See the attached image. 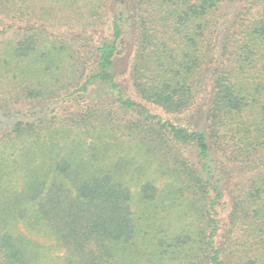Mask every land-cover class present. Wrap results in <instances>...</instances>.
<instances>
[{
    "label": "trees",
    "instance_id": "1",
    "mask_svg": "<svg viewBox=\"0 0 264 264\" xmlns=\"http://www.w3.org/2000/svg\"><path fill=\"white\" fill-rule=\"evenodd\" d=\"M225 2L0 0V115L24 114L0 126V264H264V0H248L230 17ZM65 8L90 14L59 23ZM106 14V35L81 44L77 26ZM126 47L124 80L139 100L116 78ZM103 100L113 115L132 116L97 127L110 128V139L94 130L86 142L88 120L104 123ZM144 102L200 116L175 123ZM125 138L151 145L171 167L164 187L138 169L123 179ZM227 160L249 173L228 219L238 250L218 234ZM127 180L145 202L140 213ZM176 201L185 217L172 228L167 209ZM17 223L53 238L62 253L40 262Z\"/></svg>",
    "mask_w": 264,
    "mask_h": 264
},
{
    "label": "rangeland",
    "instance_id": "2",
    "mask_svg": "<svg viewBox=\"0 0 264 264\" xmlns=\"http://www.w3.org/2000/svg\"><path fill=\"white\" fill-rule=\"evenodd\" d=\"M248 0H229V4L227 5V1L224 3V6L222 7V11L224 12L225 17H227L226 13L229 14L228 17H230V15H234L235 11L239 10V8H241L243 5L247 4ZM234 2V3H233ZM245 2V3H244ZM256 7L253 8L252 11H254ZM102 8H99L98 11H100ZM71 14H73V16H70ZM90 13L87 14L86 18L88 17ZM60 18H57V22L59 23H65L62 21H66L68 23H73L75 22V19H79L81 21H83L86 18H82V14L78 13V12H73V10H70L68 8L65 9H61L58 12V15ZM108 15H104L102 16V20H98V25L93 24V26H77L76 30H77V35L82 36V40H81V44H86V45H93L98 38H101L102 36H105L107 33V24H105V20L107 19ZM94 18L93 16L89 17V19ZM74 19V20H72ZM103 22V23H102ZM96 25V26H95ZM60 27L66 28V26H63L61 24ZM84 29V33L82 35H80L78 32L81 29ZM83 31V30H82ZM128 48H129V44H128ZM126 50H124L116 59L115 61V68H116V78L117 80L123 83V86L125 87V92L132 97L135 100H139V98L136 96V94L132 91L131 87L128 85L129 83L125 82V77H127V71L129 68V61L130 58L132 57V53H129L127 51V47L125 48ZM124 80V81H123ZM100 97L102 99L106 98V95L102 94L100 95ZM87 98L89 99V97L87 96ZM88 99H84L85 101H81L78 100V104L76 102V106H70V111L73 108H81V107H85V102ZM90 100H97V98L95 97V99H93V97H91ZM102 102H104L103 106L100 107L101 109L104 110L103 115L105 113H107L106 116H104V123L101 122V120H97L95 118H92L91 120H88L89 122L86 123V127L84 128V135L83 137L85 138V141L88 142L91 139L89 137L93 135H95V131H99L101 133H104V135H102L103 137H105V139H110L105 133L106 132H110L109 130H111L110 128L107 127H102L101 129L97 128L98 126H102V125H113V119L114 122L116 120V118H122V122H124L126 119H130L132 114L130 112L125 111V113H123L120 110L115 109V113L116 115H113L112 113H110V106L109 103L107 102V100H103ZM60 103V101L58 102ZM153 112L159 114L161 117L165 118V119H169L171 121H174L175 123H184L187 120H189L190 118H196L198 116H200V114H198L196 109H193V107H191L190 109H188V111L182 112V113H177V114H172V113H166L163 111L162 108L154 106L152 104L146 103L144 102ZM33 104V103H32ZM31 104V105H32ZM37 104H41L40 102H34L33 105H37ZM45 105L47 106V110L51 111V109H53L54 104H51L49 102H45ZM113 109V108H111ZM64 109L63 112L67 113L69 112V110ZM38 111V110H35ZM29 113H33L34 111L30 112L28 109ZM22 116H24L23 113H19V112H10L7 115H0V126H7L10 125L11 123H13L16 119L21 118ZM120 116V117H119ZM125 117V118H124ZM117 124L120 123V121H116ZM115 123V125H116ZM121 124V123H120ZM190 124V123H189ZM122 125H130V124H122ZM109 129V130H108ZM103 130V132L101 131ZM143 133V132H142ZM145 137V136H144ZM147 139V137H145ZM125 142H124V150H123V160L125 163V167L123 169V172L120 173V175L124 178V174L123 173H127L128 175H133V173L135 172L136 169H138L139 173L138 175L140 177H143L146 180H154V185L159 188V187H164L165 186V182H166V178L169 177L171 175V167L169 166L168 168H163V164L160 161V155L158 153H156L153 149L151 145H143L142 143L138 144L137 142H135L134 140L131 139H127L125 138ZM151 150H153L154 152L152 153ZM220 159H224V156L221 154L219 155ZM160 164L162 165V167L160 168ZM225 164L228 165L229 168H227V171H229V173H231V177L230 179H228V182L225 183L224 181H222V186H221V190L224 193L223 198L219 199V204L217 206V211H219V214L217 215V218L219 219V230H218V234L221 238V240L223 241V245L229 249H237L239 244L241 243V239L240 236H238V234L236 233V229L235 228H231V223H229L228 219L230 218L229 214L230 211L232 210V196L234 194H236V192L238 191V185L241 183L242 180H244L249 173H243L240 171H238V167L240 166V163L238 161H230L227 160L225 161ZM137 176V175H135ZM174 179V178H173ZM171 179V180H173ZM126 180V179H125ZM129 181V180H127ZM130 188H132V190H134L133 193V200H132V209L135 212H142L144 207H145V202L139 197V193H137V185H135L134 183H132L131 181L128 182ZM159 188V189H161ZM184 211H185V206L182 202L180 201H176L172 206L168 207L167 209V213H168V219H167V223H169L171 225L172 228H174L177 223H181L183 220H180L181 218L185 217L184 216ZM189 219V218H187ZM180 220V221H179ZM179 221V222H178ZM18 236L24 240V243L29 245L30 249L33 250L34 252H36L38 254L39 257V261L42 262L44 261L46 258L48 257H52L54 255L57 254H61L63 249L61 248V246L57 243L56 240H54L51 237L48 236H44V235H39V234H31L29 233L21 223H17L16 224V228H15ZM245 241V239L243 240ZM239 243V244H238ZM232 245V246H231Z\"/></svg>",
    "mask_w": 264,
    "mask_h": 264
}]
</instances>
